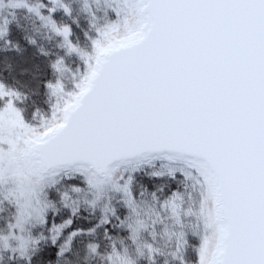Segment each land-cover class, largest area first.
<instances>
[{
	"label": "snow or ice",
	"instance_id": "obj_1",
	"mask_svg": "<svg viewBox=\"0 0 264 264\" xmlns=\"http://www.w3.org/2000/svg\"><path fill=\"white\" fill-rule=\"evenodd\" d=\"M0 264H264V0H0Z\"/></svg>",
	"mask_w": 264,
	"mask_h": 264
}]
</instances>
